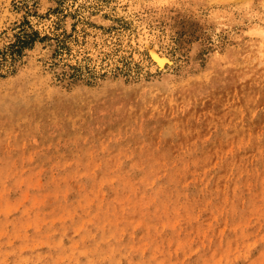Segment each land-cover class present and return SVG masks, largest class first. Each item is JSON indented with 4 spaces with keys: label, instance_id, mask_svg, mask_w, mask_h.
<instances>
[{
    "label": "rangeland",
    "instance_id": "1",
    "mask_svg": "<svg viewBox=\"0 0 264 264\" xmlns=\"http://www.w3.org/2000/svg\"><path fill=\"white\" fill-rule=\"evenodd\" d=\"M0 264H264V0H0Z\"/></svg>",
    "mask_w": 264,
    "mask_h": 264
},
{
    "label": "bare ground",
    "instance_id": "2",
    "mask_svg": "<svg viewBox=\"0 0 264 264\" xmlns=\"http://www.w3.org/2000/svg\"><path fill=\"white\" fill-rule=\"evenodd\" d=\"M137 41L140 43V45L142 44V45L146 46V48L148 49L153 61L158 66L162 65V63L165 60L164 55L157 52L158 49H156L155 45L150 44L149 38L147 37V35L144 32L138 37ZM150 41H152V40H150Z\"/></svg>",
    "mask_w": 264,
    "mask_h": 264
},
{
    "label": "trees",
    "instance_id": "3",
    "mask_svg": "<svg viewBox=\"0 0 264 264\" xmlns=\"http://www.w3.org/2000/svg\"><path fill=\"white\" fill-rule=\"evenodd\" d=\"M28 24L27 22H25ZM23 39L19 38L16 44H11L9 50L12 55L19 54L23 49L30 46L34 42V38L37 37L36 32H31V34L23 33Z\"/></svg>",
    "mask_w": 264,
    "mask_h": 264
}]
</instances>
